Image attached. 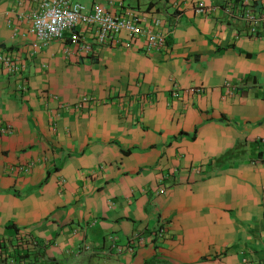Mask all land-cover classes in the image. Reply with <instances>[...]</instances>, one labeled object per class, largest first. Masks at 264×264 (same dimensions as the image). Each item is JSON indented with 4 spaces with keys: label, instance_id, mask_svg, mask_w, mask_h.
Wrapping results in <instances>:
<instances>
[{
    "label": "crops",
    "instance_id": "crops-1",
    "mask_svg": "<svg viewBox=\"0 0 264 264\" xmlns=\"http://www.w3.org/2000/svg\"><path fill=\"white\" fill-rule=\"evenodd\" d=\"M75 1L157 16L164 43L100 45L80 23L93 51L76 55L28 31V2L0 0V53L16 65L0 67L1 252L264 264V19L251 34L239 16L264 0Z\"/></svg>",
    "mask_w": 264,
    "mask_h": 264
},
{
    "label": "built area",
    "instance_id": "built-area-1",
    "mask_svg": "<svg viewBox=\"0 0 264 264\" xmlns=\"http://www.w3.org/2000/svg\"><path fill=\"white\" fill-rule=\"evenodd\" d=\"M23 1L32 6L30 12L23 17L28 23V31L34 34L42 44L63 38L75 46L76 55L88 56L93 51V43L86 39L84 32L75 30L80 23L93 30L94 40L100 45L132 48L135 41L142 40L143 51L150 53L159 49L164 43L165 36L160 29V18L154 15L147 18V16L129 9L112 13L101 4L93 3L89 8H86L75 0ZM195 8L197 11L203 12L208 6L199 1ZM244 8L239 16L250 24L251 34H256L257 25L264 19V13L257 12L249 6ZM0 67L12 73L16 70V65L12 62L11 57L4 53H0ZM191 90L195 89L191 88ZM89 100L90 98L83 96L79 103H86ZM11 132V126L0 124V137ZM30 168L31 164L19 167L22 172H29ZM20 242L27 247L29 253L37 249L36 239L29 234L22 235ZM0 260L5 264L16 263L15 258L3 254L1 250ZM25 261L27 262L25 263ZM20 263L28 264V258H24Z\"/></svg>",
    "mask_w": 264,
    "mask_h": 264
},
{
    "label": "rangeland",
    "instance_id": "rangeland-1",
    "mask_svg": "<svg viewBox=\"0 0 264 264\" xmlns=\"http://www.w3.org/2000/svg\"><path fill=\"white\" fill-rule=\"evenodd\" d=\"M88 258H90V255L85 252L80 255L71 254L67 256V259H63L60 264H89ZM96 260L98 262L93 264H114L113 261L109 262L105 256H96Z\"/></svg>",
    "mask_w": 264,
    "mask_h": 264
},
{
    "label": "trees",
    "instance_id": "trees-1",
    "mask_svg": "<svg viewBox=\"0 0 264 264\" xmlns=\"http://www.w3.org/2000/svg\"><path fill=\"white\" fill-rule=\"evenodd\" d=\"M125 153H128V150H126ZM38 254H39V253H38ZM33 256H34V258H35L36 253H33ZM38 264H39V263H38Z\"/></svg>",
    "mask_w": 264,
    "mask_h": 264
}]
</instances>
